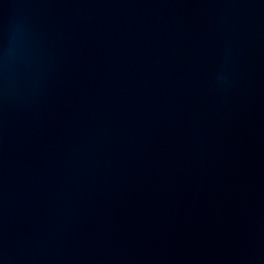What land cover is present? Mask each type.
<instances>
[{"label": "water", "instance_id": "95a60500", "mask_svg": "<svg viewBox=\"0 0 264 264\" xmlns=\"http://www.w3.org/2000/svg\"><path fill=\"white\" fill-rule=\"evenodd\" d=\"M0 264H264V0H0Z\"/></svg>", "mask_w": 264, "mask_h": 264}]
</instances>
